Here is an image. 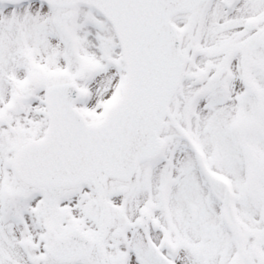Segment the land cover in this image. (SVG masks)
Instances as JSON below:
<instances>
[{
    "label": "snow or ice",
    "instance_id": "6c2138e0",
    "mask_svg": "<svg viewBox=\"0 0 264 264\" xmlns=\"http://www.w3.org/2000/svg\"><path fill=\"white\" fill-rule=\"evenodd\" d=\"M0 264H264V0H0Z\"/></svg>",
    "mask_w": 264,
    "mask_h": 264
}]
</instances>
